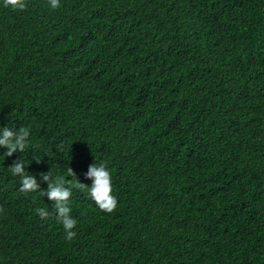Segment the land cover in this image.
I'll return each instance as SVG.
<instances>
[{"label": "trees", "instance_id": "16d2710c", "mask_svg": "<svg viewBox=\"0 0 264 264\" xmlns=\"http://www.w3.org/2000/svg\"><path fill=\"white\" fill-rule=\"evenodd\" d=\"M27 2L0 0V126L31 130L0 155V264H264V0ZM17 156L105 164L117 208L73 189L66 240Z\"/></svg>", "mask_w": 264, "mask_h": 264}, {"label": "clouds", "instance_id": "9594fccd", "mask_svg": "<svg viewBox=\"0 0 264 264\" xmlns=\"http://www.w3.org/2000/svg\"><path fill=\"white\" fill-rule=\"evenodd\" d=\"M4 8L12 11H24L28 7L27 0H2ZM47 6L52 10L62 7V0H47ZM31 145V130L28 126H21L19 129H13L7 126H0V155L4 158L12 157L17 153H25ZM37 164L41 159L33 156L32 161ZM11 175L20 180V191L25 193H38L44 200L52 202L54 207H36L35 212L40 219L46 220L54 217L64 231L66 240H73L77 237L78 219L72 215V196L73 189L86 191L89 198L94 201L99 209L111 213L118 206V200L114 195L111 170L103 163H92L84 173L86 179L91 184L81 182L71 167L68 169V175L74 177L71 182L64 176L57 174L55 176L50 172L33 174L25 166V160L17 156L9 166ZM46 184V187H42Z\"/></svg>", "mask_w": 264, "mask_h": 264}]
</instances>
